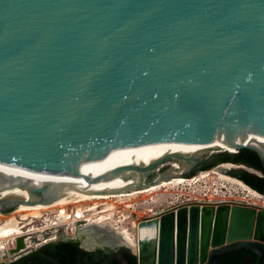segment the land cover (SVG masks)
<instances>
[{
  "label": "water",
  "instance_id": "95a60500",
  "mask_svg": "<svg viewBox=\"0 0 264 264\" xmlns=\"http://www.w3.org/2000/svg\"><path fill=\"white\" fill-rule=\"evenodd\" d=\"M218 136L225 140L216 150L168 151L140 164L162 140ZM257 136L264 138V0H0V161L90 175L101 160L133 158L94 176L133 179L113 190L129 192L170 179L178 168L167 163L187 176L242 148L264 166ZM234 167L258 173L230 161L218 171L237 178ZM19 183L30 198L0 196V212L53 202L70 184ZM26 247L17 237L0 264ZM134 247L137 264H220L217 255L238 248L264 264V207L180 204L138 221Z\"/></svg>",
  "mask_w": 264,
  "mask_h": 264
},
{
  "label": "bare ground",
  "instance_id": "6f19581e",
  "mask_svg": "<svg viewBox=\"0 0 264 264\" xmlns=\"http://www.w3.org/2000/svg\"><path fill=\"white\" fill-rule=\"evenodd\" d=\"M260 142H264V138L257 136L256 137ZM225 140V137L218 136L213 140L201 141V142H182L175 139H165L157 143L154 147V154L148 155L144 158L143 163H148L150 160L157 158L168 151H179V152H196L205 150L207 148L216 150L217 146ZM225 149H229V147L225 146ZM128 163H137L133 158H117V159H108L101 160L93 165V170H90V175H86L80 172L74 173H62V172H50V171H41L33 168H28L16 164L6 163L0 161V171L9 175L8 178H0V196L10 197V196H22L24 198H30L28 192L20 186L19 180L21 178L30 177V180L35 185H41L44 181H51L54 183H62V182H70V184L65 185L61 190V195L53 202L47 203H35V204H20L16 206L14 213H20V217H16L14 213L3 215L0 213V216L3 217V220H0V251H6L9 247V243L11 240L16 241V238L19 236H24L26 238V242L28 243V247H33L38 245L33 241L34 233L43 232L44 230L61 227L64 229L65 225H70L72 227H76L79 223L86 222L88 224H102L107 223V220L110 219V216H106V212H112L114 206H104L103 208H99V204L110 199L111 197H116L118 200L125 199L121 197H129V196H137L142 194L143 203L147 202L151 199L153 202H157L155 198V192L169 187H174L176 184H182L185 182H191L192 179L195 181H200L204 179L207 175H216L218 178L223 180H230L236 182L241 185L247 186L248 189H245L247 192L246 201L243 203L254 204L257 206L264 207V196L252 189L250 186L246 185L243 181L230 177L228 175L222 174L219 171L211 170L210 172H203L199 176L187 179L179 176V170L182 169L177 162L167 163L173 164L177 169L176 172L172 173V177L170 179H163L158 184L151 185L147 188L132 190L127 192V190H123L121 192H114L113 190L118 189L119 187H125L129 182H133V179H123L118 176L116 178H112L109 180H100L94 178L97 172L101 170H106L107 168L118 166L121 164ZM224 167H231V165H222ZM210 179V178H209ZM244 187V186H243ZM106 188H111L107 189ZM106 190L101 193L95 192V190ZM155 194V195H154ZM157 198V196H156ZM104 200V201H103ZM116 200V199H115ZM123 201V200H122ZM223 202V201H222ZM74 204L75 208L72 210V213L67 211V206ZM62 208L61 211L59 209ZM99 208V209H98ZM52 212L54 210V217L51 218L49 216H44L43 212L46 211ZM160 211H157V213ZM31 216V217H30ZM44 217V221L46 223L45 227H42L38 230H33L32 228H28L25 231L26 227L33 223L36 218ZM79 226V225H78ZM85 226V225H84ZM116 229L114 233L118 234V242L124 243L126 245H131L133 249L134 242L133 236L129 233V231L120 226L112 227V229ZM73 229V228H71ZM80 232L79 230H77ZM42 234H39L41 236ZM36 237V241L47 242L49 240L54 239L55 235L45 239L41 237ZM9 241V242H7ZM90 241V240H88ZM8 243V244H7ZM13 244H15L13 242ZM91 245V244H88ZM134 245V246H133ZM3 248V249H1Z\"/></svg>",
  "mask_w": 264,
  "mask_h": 264
},
{
  "label": "rangeland",
  "instance_id": "374dc122",
  "mask_svg": "<svg viewBox=\"0 0 264 264\" xmlns=\"http://www.w3.org/2000/svg\"><path fill=\"white\" fill-rule=\"evenodd\" d=\"M246 170H249V168H246ZM211 170L218 171L217 166H214L207 170H200L197 171L194 175L190 176H182L183 178H195L199 176L203 172H210ZM250 172H253L251 170ZM231 177V176H230ZM210 178V179H209ZM238 179V178H237ZM244 186V187H243ZM245 189H248L247 186L238 184L236 182L230 181V180H223L218 178L216 175H207L204 179L197 181L193 180L191 182H185L182 184H176L174 187L166 188L159 190L158 192H155V198L158 201L153 202L151 199H149L147 202L143 203V195H137V196H129V197H121L125 199L118 200L116 197H111L108 200H103V204H99V208H103L104 206H114L112 209V212H106V216H110L111 218L107 220V223L102 224H88V223H79L76 227L70 228V225H65L64 229L62 230L61 227H55L50 228L47 230H44L43 232H37L32 234L33 235V241L37 243L38 245L30 247L31 249L36 248L45 242L42 243V241H36V237H38L39 234H42L41 238L47 239L51 237L52 235H55L54 239L52 240H58L60 238L58 236V232L62 231V237L64 236H70V237H76V238H84L85 235H104V236H114L116 239H118V234L114 233L116 229H112V227L120 226L126 228L129 233L136 238V224L138 221L153 216L157 213V211H162L169 209L171 207H175L177 205L193 202L195 199H211L212 202L214 201H233V202H244L246 201V194L247 192ZM157 196V198H156ZM249 198V197H247ZM116 199V200H115ZM123 200V201H122ZM74 204L67 206V211L69 213H72V210L76 209L74 207ZM98 208V209H99ZM15 209L0 212L3 215H8L11 213H14ZM44 216H49L51 218L54 217V210L52 212H49L48 210L46 212H43ZM16 217H20V213H14ZM31 217V216H30ZM0 218L3 220V217L0 216ZM0 219V220H1ZM35 221L28 225L25 229L30 227L33 230L41 229L42 227L46 226V223L44 221V217L42 218H36ZM85 225V226H84ZM77 230H81L78 232ZM38 237V238H39ZM51 240V241H52ZM50 241V240H49ZM8 242V241H7ZM48 242V241H47ZM8 244V243H7ZM3 249V248H1Z\"/></svg>",
  "mask_w": 264,
  "mask_h": 264
},
{
  "label": "flooded vegetation",
  "instance_id": "af4514ba",
  "mask_svg": "<svg viewBox=\"0 0 264 264\" xmlns=\"http://www.w3.org/2000/svg\"><path fill=\"white\" fill-rule=\"evenodd\" d=\"M217 157H219L215 165L217 168H219L221 163L230 161L233 164H244L255 169L251 165L238 163L230 158L228 159L224 157L223 154L213 158ZM213 158L194 166L189 175L193 174L196 169L198 171L202 170L201 168ZM234 168L235 170L241 169V167ZM229 173L232 175L234 174L233 171ZM96 237L99 243L91 245H88L90 243L85 241L86 237L76 238L64 236L58 238V240H50L34 249L32 248L21 253L20 256L15 258L10 264H129L128 257L135 256L134 249L131 245L119 243V240L114 236L96 234ZM59 242L65 243L59 244ZM71 242L74 244H70ZM133 242L135 245L136 238L133 239Z\"/></svg>",
  "mask_w": 264,
  "mask_h": 264
},
{
  "label": "trees",
  "instance_id": "16d2710c",
  "mask_svg": "<svg viewBox=\"0 0 264 264\" xmlns=\"http://www.w3.org/2000/svg\"><path fill=\"white\" fill-rule=\"evenodd\" d=\"M224 157L233 159L238 163H245L247 165L253 166L257 169L258 173L250 172L245 168H241L238 170H233L234 176L243 181L246 185L250 186L252 189L256 190L260 194L264 196V166L262 161L260 160L258 154L248 148H242L238 150L236 154L233 156H228L223 153ZM219 160V157L213 158L209 163L205 164L201 169L207 170L214 167ZM197 169L193 172L192 175L197 173ZM190 176V175H189ZM65 242H59V244H64ZM52 244V242H51ZM74 244V243H70ZM217 261L220 264H256L257 254L247 248H238L234 250H230L228 252L217 255ZM24 260V258H23ZM129 264H137L135 256L128 257Z\"/></svg>",
  "mask_w": 264,
  "mask_h": 264
},
{
  "label": "built area",
  "instance_id": "2783aa9c",
  "mask_svg": "<svg viewBox=\"0 0 264 264\" xmlns=\"http://www.w3.org/2000/svg\"><path fill=\"white\" fill-rule=\"evenodd\" d=\"M187 179H189V178H187ZM190 179H192V178H190ZM193 202L218 203V202H222V201H214V202H212L211 199H199V198H198V199H195ZM189 203H192V202L183 203V204H189ZM8 242H9V241H8ZM13 242L15 243V239H14V240H11L8 246H9V247H13V246L15 245V244H13ZM25 244L27 245V247H26L25 249H23L21 252L15 254V255L12 257L13 259L19 257L21 253H24V252H26L27 250L31 249L30 247H28V243L26 242V238H25ZM7 249H8V248H7ZM6 251H7V250H6ZM3 254H4V251H0V258H1V256H2Z\"/></svg>",
  "mask_w": 264,
  "mask_h": 264
}]
</instances>
